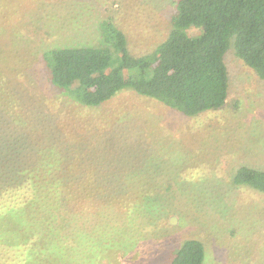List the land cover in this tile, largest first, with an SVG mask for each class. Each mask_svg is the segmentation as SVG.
I'll return each instance as SVG.
<instances>
[{
  "label": "rangeland",
  "instance_id": "374dc122",
  "mask_svg": "<svg viewBox=\"0 0 264 264\" xmlns=\"http://www.w3.org/2000/svg\"><path fill=\"white\" fill-rule=\"evenodd\" d=\"M173 4L0 0V96L10 92L0 109L29 141L63 151L59 174L81 178L68 185L121 188L103 203L52 206L61 216L50 227L61 234L32 264H171L191 239L205 247L203 264H264V194L233 184L242 166L264 171V81L233 43L224 57L227 106L196 117L130 89L87 107L51 80L44 55L101 47L105 20L133 56L152 53L169 33ZM125 194L135 199H117Z\"/></svg>",
  "mask_w": 264,
  "mask_h": 264
},
{
  "label": "trees",
  "instance_id": "16d2710c",
  "mask_svg": "<svg viewBox=\"0 0 264 264\" xmlns=\"http://www.w3.org/2000/svg\"><path fill=\"white\" fill-rule=\"evenodd\" d=\"M173 7L166 39L145 56L129 52L125 34L110 20L100 24L101 47L48 51L44 56L53 84L87 107H98L130 89L196 117L227 106L224 57L232 43L235 55L264 81V0H174ZM195 31L199 34L193 35ZM5 91L0 101L9 98V90ZM54 146L29 141L18 122L0 109V264L25 260L32 264L31 256L60 236L50 227L61 216L51 211L52 206L62 211L70 203L95 205L104 202V193L121 190L68 185L69 178L77 183L81 178L59 174L66 156ZM233 184L264 194V171L242 166ZM132 198L125 194L117 199ZM45 221L48 228L43 227ZM23 247L25 254H14ZM204 261L203 243L191 239L177 250L171 264Z\"/></svg>",
  "mask_w": 264,
  "mask_h": 264
}]
</instances>
